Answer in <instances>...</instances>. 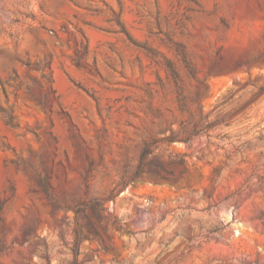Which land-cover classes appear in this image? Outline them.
<instances>
[{
    "label": "rangeland",
    "instance_id": "374dc122",
    "mask_svg": "<svg viewBox=\"0 0 264 264\" xmlns=\"http://www.w3.org/2000/svg\"><path fill=\"white\" fill-rule=\"evenodd\" d=\"M0 264H264V0H0Z\"/></svg>",
    "mask_w": 264,
    "mask_h": 264
},
{
    "label": "trees",
    "instance_id": "16d2710c",
    "mask_svg": "<svg viewBox=\"0 0 264 264\" xmlns=\"http://www.w3.org/2000/svg\"><path fill=\"white\" fill-rule=\"evenodd\" d=\"M197 130L198 129L196 126H194L191 131L186 130L185 127H181L180 130H178L176 132H171V135L169 136L167 141H169V142L186 141L191 136H194L195 134H197L196 133ZM151 147H152V143H145L144 148L142 149V152L140 154L139 165L137 167V170L130 177V180L139 178L143 174V172H144L143 167L145 166L146 163H150V161L147 160V157L150 155V153L152 151ZM147 174L152 178H159V179L167 180L164 177H162L159 173H157L156 171H152L151 169L147 170ZM96 206H98V202L94 201L93 204L91 205V207L94 208ZM77 213H79V211L76 212V214ZM79 236H80V233H75L74 244H73V249H72V253H73L75 258L79 252V250L77 248Z\"/></svg>",
    "mask_w": 264,
    "mask_h": 264
}]
</instances>
